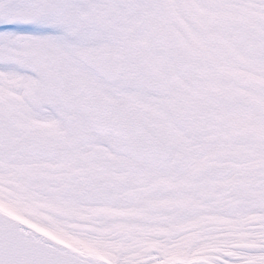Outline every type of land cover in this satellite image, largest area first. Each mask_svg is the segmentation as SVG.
Instances as JSON below:
<instances>
[{"label": "snow or ice", "instance_id": "1", "mask_svg": "<svg viewBox=\"0 0 264 264\" xmlns=\"http://www.w3.org/2000/svg\"><path fill=\"white\" fill-rule=\"evenodd\" d=\"M0 264H264V0H0Z\"/></svg>", "mask_w": 264, "mask_h": 264}]
</instances>
